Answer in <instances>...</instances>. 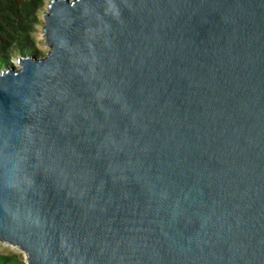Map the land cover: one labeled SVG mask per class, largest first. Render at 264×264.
<instances>
[{"label":"water","instance_id":"95a60500","mask_svg":"<svg viewBox=\"0 0 264 264\" xmlns=\"http://www.w3.org/2000/svg\"><path fill=\"white\" fill-rule=\"evenodd\" d=\"M0 68V242L23 264H264V0H50Z\"/></svg>","mask_w":264,"mask_h":264},{"label":"trees","instance_id":"16d2710c","mask_svg":"<svg viewBox=\"0 0 264 264\" xmlns=\"http://www.w3.org/2000/svg\"><path fill=\"white\" fill-rule=\"evenodd\" d=\"M43 0H0V68L16 52L25 54L28 35L36 22V11ZM37 53V51H33ZM0 264H10L5 257Z\"/></svg>","mask_w":264,"mask_h":264},{"label":"rangeland","instance_id":"374dc122","mask_svg":"<svg viewBox=\"0 0 264 264\" xmlns=\"http://www.w3.org/2000/svg\"><path fill=\"white\" fill-rule=\"evenodd\" d=\"M49 2L50 0H43L41 5L38 7V10L36 11V22L33 24L27 38V47H29V51H27L25 54L16 52L15 55L10 57L8 64L12 63L14 65H18V59L22 55L33 54L34 50L37 51V55L40 57L48 53L49 47L46 45V39L43 29L45 13L48 11ZM8 64L6 63L3 68L8 66ZM2 257L7 258L10 264H23L25 262V257L20 248L10 244H6L4 242H0V258Z\"/></svg>","mask_w":264,"mask_h":264}]
</instances>
